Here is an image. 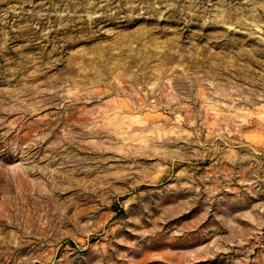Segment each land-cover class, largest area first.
I'll return each mask as SVG.
<instances>
[{"label":"rangeland","instance_id":"rangeland-1","mask_svg":"<svg viewBox=\"0 0 264 264\" xmlns=\"http://www.w3.org/2000/svg\"><path fill=\"white\" fill-rule=\"evenodd\" d=\"M0 264H264V0H0Z\"/></svg>","mask_w":264,"mask_h":264}]
</instances>
